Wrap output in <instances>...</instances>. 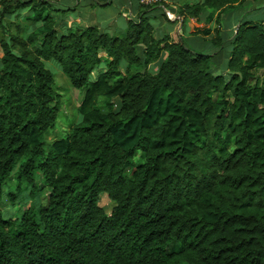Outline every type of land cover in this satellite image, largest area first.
Here are the masks:
<instances>
[{
	"label": "trees",
	"instance_id": "1",
	"mask_svg": "<svg viewBox=\"0 0 264 264\" xmlns=\"http://www.w3.org/2000/svg\"><path fill=\"white\" fill-rule=\"evenodd\" d=\"M243 2L185 1L170 21L136 0L137 19L118 37L66 18L60 26L57 15L78 2L0 1V24L27 9L37 26L0 42V202L13 177L47 188L45 204L16 218L0 210V264H264V82L255 76L264 28L242 21L211 37L228 47L222 75L210 71L214 54L169 31L156 37L150 22L158 13L183 27L208 11L221 26ZM51 59L83 93L79 120L47 145L60 111L44 66ZM103 193L109 214L98 205Z\"/></svg>",
	"mask_w": 264,
	"mask_h": 264
},
{
	"label": "rangeland",
	"instance_id": "2",
	"mask_svg": "<svg viewBox=\"0 0 264 264\" xmlns=\"http://www.w3.org/2000/svg\"><path fill=\"white\" fill-rule=\"evenodd\" d=\"M1 1V0H0ZM14 1V0H12ZM27 1V0H26ZM60 4H69L68 6L73 7L76 2H78L79 7L76 8V11L71 12L70 14L61 17L57 15L56 22H58L61 26L63 18H66L67 23H73V20L78 17L82 20V25L85 22L90 21L88 25H97L102 32H106L112 36H122L124 31L127 28V21L137 19L136 15L133 16H125V13H128L130 9V3L135 5L136 0H109L110 4L104 7H92L87 6V4L91 3L85 0H56ZM185 1L189 0H169L168 9L175 10L178 5L182 4ZM199 1V0H195ZM202 1V0H200ZM256 3H262L264 0H255ZM14 6V5H13ZM11 10H14L12 7ZM2 11V5L0 3V12ZM155 19H152L150 22L155 26H160L159 28L164 29L165 32H171L177 35H171L170 38L173 40H177L178 32L174 30L171 23H167L158 13H155ZM34 13L29 10L17 11L10 16H6L5 19L2 20L0 24V42L2 40H9L11 37L19 36L21 38H25L29 32L34 31L36 29L35 24H31L26 18L29 16H33ZM211 16V13L206 11L196 22L201 24L200 27L194 26L196 31L198 30H210L213 32V35L209 38L204 36H192L189 40L188 36L186 39H183L185 45L193 49L196 52L207 54V55H215L211 59L210 63V71L213 74H222L226 75V56L228 55V47L223 44L224 48L221 50L214 42L211 40V37H215L216 34L220 33L221 30L222 36L229 35L225 31L226 25L222 29H217V24L213 20L207 21V18ZM176 17V16H175ZM213 17V16H212ZM128 18V19H127ZM214 18V17H213ZM162 19V20H161ZM214 23V24H213ZM264 27V26H263ZM217 30L219 32H217ZM193 34V33H192ZM225 37V36H224ZM2 55L0 49V57ZM126 65L123 61L121 63V69ZM45 68L52 74V78L54 81L53 90L60 96V111L58 114L57 122L52 130L48 132L47 135L43 137V141L48 144L53 142L54 140L62 138L66 132L71 128V126L79 120V115L77 112V108L81 101L82 93L80 90H76L71 87L67 77L61 72L58 64L54 59L44 61ZM154 69H150L155 71ZM95 74L93 75L94 78ZM256 78L264 82V70L258 71L255 73ZM102 99L99 100L100 106H102ZM34 180L37 185H41L42 178L38 173H35ZM21 189V193L19 197L15 200L14 204H12L8 200V192H14ZM47 196V188L42 191H38L36 188L34 189L31 183L22 182L17 183V180L9 179L6 181L5 185L2 189L1 202H0V210L2 217L4 219L8 218H16L20 216L27 208L30 206H38L39 204H45V199ZM98 205L105 211V213L109 214L114 204L107 198V196L103 193L99 198Z\"/></svg>",
	"mask_w": 264,
	"mask_h": 264
},
{
	"label": "crops",
	"instance_id": "3",
	"mask_svg": "<svg viewBox=\"0 0 264 264\" xmlns=\"http://www.w3.org/2000/svg\"><path fill=\"white\" fill-rule=\"evenodd\" d=\"M85 1L91 2V3L87 4V6L93 7L91 0H85ZM189 1L190 2H196L195 0H189ZM79 2H80V0H79ZM129 4H130V9H129L128 13H125V16L135 15V11L132 9L135 5H133L130 2H129ZM213 15L215 17L216 12ZM196 21L197 20H195V19H189L183 27H182V24L180 22L176 23V24H172V26H173L174 30H176L178 32V37L180 39H186L185 37L188 36V38L190 40L192 37V33L195 31L193 25H196V27L201 26V24L197 23ZM213 21H214V19H213ZM242 21H249V22L261 24L262 26H264V1H262V3L259 4V3H256L255 0H244L242 5L239 6L238 8H236L235 10L225 11L222 14L221 26L217 25V28L222 29V33H223V28L226 25L225 31L227 33H230L232 30H235L238 27L239 23ZM73 22L77 23V24H82V20L78 17H76L73 20ZM89 22L90 21L85 22L84 25H88ZM159 26H162V25H159ZM164 33H165V30L164 29L161 30L159 28L156 30L155 36L159 37V36L164 35ZM171 35H177V34H173L171 31V32H169V36H171ZM212 35H213V32L211 31L210 36H212ZM210 36H207V38H209Z\"/></svg>",
	"mask_w": 264,
	"mask_h": 264
},
{
	"label": "built area",
	"instance_id": "4",
	"mask_svg": "<svg viewBox=\"0 0 264 264\" xmlns=\"http://www.w3.org/2000/svg\"><path fill=\"white\" fill-rule=\"evenodd\" d=\"M140 4L147 7H160L166 18L170 21H174L176 19L175 15L167 8L165 5L169 4V0H139Z\"/></svg>",
	"mask_w": 264,
	"mask_h": 264
}]
</instances>
